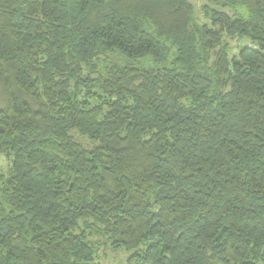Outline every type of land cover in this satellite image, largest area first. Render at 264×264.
<instances>
[{"label": "trees", "instance_id": "16d2710c", "mask_svg": "<svg viewBox=\"0 0 264 264\" xmlns=\"http://www.w3.org/2000/svg\"><path fill=\"white\" fill-rule=\"evenodd\" d=\"M215 5L0 0V264H264V0Z\"/></svg>", "mask_w": 264, "mask_h": 264}, {"label": "rangeland", "instance_id": "374dc122", "mask_svg": "<svg viewBox=\"0 0 264 264\" xmlns=\"http://www.w3.org/2000/svg\"><path fill=\"white\" fill-rule=\"evenodd\" d=\"M193 3L194 10H195V16L200 19L204 20V13H203V6L209 5L211 7H216L215 3L218 0H189ZM229 11V10H228ZM230 12V11H229ZM249 44V41L244 39L241 41H237L236 39L231 40V47L230 52L231 53H237L238 50L243 46ZM8 104V98L6 94V90L3 87L2 84H0V109L6 107ZM83 144H86L88 140L76 136ZM87 145V144H86ZM10 167V160L8 157H0V171H7ZM100 263L101 264H117L120 262L125 261L126 256L128 255V252L126 250H113L110 247H105L100 253Z\"/></svg>", "mask_w": 264, "mask_h": 264}]
</instances>
